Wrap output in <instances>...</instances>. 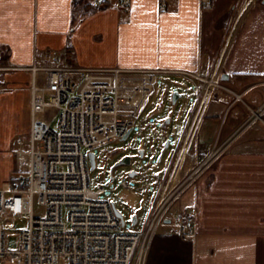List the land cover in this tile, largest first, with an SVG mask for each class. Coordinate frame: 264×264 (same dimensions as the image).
Masks as SVG:
<instances>
[{
  "label": "crops",
  "instance_id": "obj_1",
  "mask_svg": "<svg viewBox=\"0 0 264 264\" xmlns=\"http://www.w3.org/2000/svg\"><path fill=\"white\" fill-rule=\"evenodd\" d=\"M127 1L128 5L124 0H0V152L4 158L15 145L24 143L28 145L24 154L29 157L30 67L44 62L46 50L56 53L62 64L99 71L122 68L149 72L151 84L159 74L188 77L193 83L189 88L173 81L195 97L185 122L179 129L183 111L167 112L168 119L161 120L164 131L157 139L162 145L167 141L163 150L169 148V162L185 141L186 146L192 144L198 160L217 139L220 128L226 132L237 125L226 120L221 127L227 101L220 99L210 105L205 121L202 124L200 120L197 127L200 117L193 120L192 114L205 83L198 75L210 76L218 64H223V75H229L224 80L230 85L241 81L248 86L264 80L263 0ZM163 1L167 4L164 9ZM11 66L14 68L10 70ZM250 88L245 96L259 102L264 84ZM178 93L177 100L184 94ZM146 123L144 128L153 125ZM196 127L199 137L193 133ZM262 134L239 140L232 150L216 157L210 169L203 170L205 174L197 183L185 187L187 197L181 202V210L157 225L146 264H264ZM152 142L157 145L156 139ZM115 151L104 152L105 162L117 161ZM193 163L188 161V172ZM105 167L104 174L110 177ZM155 176L158 186L162 176L159 172ZM152 208L143 225L132 231L147 228ZM193 210L195 225L184 237L177 215ZM135 213L132 220L136 216L133 224L137 226L141 218Z\"/></svg>",
  "mask_w": 264,
  "mask_h": 264
},
{
  "label": "built area",
  "instance_id": "obj_2",
  "mask_svg": "<svg viewBox=\"0 0 264 264\" xmlns=\"http://www.w3.org/2000/svg\"><path fill=\"white\" fill-rule=\"evenodd\" d=\"M161 6L166 8V2ZM43 63L30 67L27 173L0 188V264H146L164 217L158 212L144 231L127 230L112 200L103 197L106 186L93 188L90 180L89 153L123 137L136 123L140 88L130 75L133 70L62 64L52 50L45 51ZM198 77L207 86L195 117L219 96L221 65L210 76ZM122 185L130 187V182L123 179ZM24 215L29 225L18 231L19 245L11 248L7 225ZM195 215L196 210L180 214L184 237L194 227Z\"/></svg>",
  "mask_w": 264,
  "mask_h": 264
},
{
  "label": "rangeland",
  "instance_id": "obj_3",
  "mask_svg": "<svg viewBox=\"0 0 264 264\" xmlns=\"http://www.w3.org/2000/svg\"><path fill=\"white\" fill-rule=\"evenodd\" d=\"M2 61L3 60L0 58V62ZM42 64L44 63H38V66ZM223 67V64H221L222 70L224 69ZM13 68L14 67L11 66L10 70ZM30 71L32 73L31 69ZM130 75L136 78L135 81L140 88L137 99L138 108L134 114L136 117V125L127 139L122 140V138H118L104 145L102 148H96L94 152L97 154V166L95 169L90 167L91 187L96 188L100 182L106 186V192L103 194V197L115 201L117 207L126 215L127 230L140 228L144 223V219L150 213L152 205V219L158 212H160L162 217L167 218L171 213L181 210V202L187 197L185 187L197 183V181L203 177V170L206 168L210 169L211 164L215 163L216 157L228 152V150H232L235 144L242 138L249 136L258 137L260 134L264 133V95H262L259 102L256 103L249 101L245 96V91L247 89L252 85H263L264 80H259L257 82L253 81L248 84V86H245L239 80L240 83L233 82L230 85L224 79L220 78L219 83L223 85V88L220 89L221 92L218 97H215L216 99H212L207 103V109L205 107L202 109V112L205 113L201 115L199 121H197V127L199 123H201L200 120L202 124L205 121L210 105L214 101L220 99H225L227 101L224 104L225 108L222 114L221 127L226 120L236 121L237 125L226 132H222L220 128L217 139H215L214 143L208 144V150L206 149L207 151L204 154L202 153L198 160L195 161L194 157L196 151L194 149L192 150V144L186 146L187 142L185 141L184 144L178 147L175 153V159L169 162V148L162 154V150L166 147L167 141L162 145L160 139H157L163 135L164 131L161 120L168 119L167 112L172 111L179 114L183 111L184 113H182L181 117L182 121L178 124V128L180 129L182 122H185L188 115V108L190 109L195 99L191 92L183 87L189 88L193 83L188 77H184L183 75L169 76L159 74L154 84L148 82L152 73L133 71ZM173 81L182 82L183 87L177 88V84L173 83ZM235 83L239 85L242 84L243 86L237 87ZM206 86L205 83H202L204 89L193 111V120L199 111V107L206 93ZM0 90H2L1 81ZM144 91L145 96L141 99ZM176 91L184 94L174 104L173 95ZM145 123L149 126L153 125L149 128H144ZM174 123H177V119H175ZM53 127H57V118L53 121ZM175 127L176 125L173 126V130H175ZM197 127L193 133L199 132ZM260 131L263 132L260 133ZM197 133L195 137H199L200 133ZM153 139L157 140V145L152 142ZM27 147L28 145L26 143L18 146L15 145V149H12V151L10 150L8 157L5 158L2 152H0V188L8 187L9 183L27 173L28 159L24 154L28 149ZM1 148H3V146H1ZM111 150H116L117 161L126 154H132L136 156V158L130 166L115 168L114 180L108 184L110 177L105 176L103 168L106 165L105 171H110L116 161L110 160L105 162L103 154L106 151L111 152ZM183 153L185 154L183 155ZM118 155L123 156L121 157ZM189 160H192V162L194 161V167L188 172ZM131 170L138 173L134 178L130 176ZM155 172H159L162 176L158 186L155 184ZM124 178L130 182V187L122 185V180ZM36 210L37 212H43V209L38 205H36ZM134 210L136 211L135 214H140L141 218L137 226L132 222ZM182 212L184 211H179L177 215L178 221ZM64 218L67 219L66 212H64ZM176 222L177 219H174L173 223L175 224ZM28 225V215L16 217L7 225L11 248L18 247V231L27 228ZM157 230L158 228L155 229L154 236Z\"/></svg>",
  "mask_w": 264,
  "mask_h": 264
},
{
  "label": "water",
  "instance_id": "obj_4",
  "mask_svg": "<svg viewBox=\"0 0 264 264\" xmlns=\"http://www.w3.org/2000/svg\"><path fill=\"white\" fill-rule=\"evenodd\" d=\"M264 2V0H263ZM229 78V75L228 74H224L223 75V79H228ZM180 96V94L178 92H175L174 93V96H173V100L174 102H176L177 98ZM133 131V128H130L127 133L124 135V137L122 138V140H125L127 139L131 132ZM168 146V145H167ZM164 152V150H163ZM162 152V154H163ZM89 156H90V162H91V168L92 169H95L96 166H97V160H96V154L94 151H91L89 153ZM133 157L134 155L132 154H126L124 155L121 159H119L118 161L115 162V164L111 167L110 169V180L108 182L111 183L113 180H114V170L115 168L117 167H120V166H130L133 164L134 160H133ZM190 169V167H188V170ZM136 171H131L130 172V175H133ZM112 205H113V208L115 210V213L116 215L121 219V222H122V225L125 226L126 225V218H125V214L117 207L116 205V202L115 201H112ZM136 221V216H134L132 222L135 223Z\"/></svg>",
  "mask_w": 264,
  "mask_h": 264
},
{
  "label": "bare ground",
  "instance_id": "obj_5",
  "mask_svg": "<svg viewBox=\"0 0 264 264\" xmlns=\"http://www.w3.org/2000/svg\"><path fill=\"white\" fill-rule=\"evenodd\" d=\"M148 82L151 84V81H150V80H149ZM144 96H145V91H144V94H143V96H142L141 99H143ZM170 197H171V196H170Z\"/></svg>",
  "mask_w": 264,
  "mask_h": 264
},
{
  "label": "flooded vegetation",
  "instance_id": "obj_6",
  "mask_svg": "<svg viewBox=\"0 0 264 264\" xmlns=\"http://www.w3.org/2000/svg\"><path fill=\"white\" fill-rule=\"evenodd\" d=\"M136 156L133 157V160H135Z\"/></svg>",
  "mask_w": 264,
  "mask_h": 264
},
{
  "label": "snow or ice",
  "instance_id": "obj_7",
  "mask_svg": "<svg viewBox=\"0 0 264 264\" xmlns=\"http://www.w3.org/2000/svg\"><path fill=\"white\" fill-rule=\"evenodd\" d=\"M173 14H175V13H173Z\"/></svg>",
  "mask_w": 264,
  "mask_h": 264
}]
</instances>
